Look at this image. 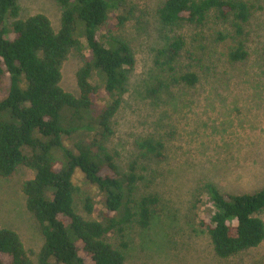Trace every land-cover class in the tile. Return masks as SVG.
Masks as SVG:
<instances>
[{"label":"trees","instance_id":"obj_1","mask_svg":"<svg viewBox=\"0 0 264 264\" xmlns=\"http://www.w3.org/2000/svg\"><path fill=\"white\" fill-rule=\"evenodd\" d=\"M18 1L0 0V79L8 78L0 99V177L9 178L20 167L33 171L22 192L43 243L33 262L18 234L0 223V264H125L128 230L147 229L161 203L156 184L168 141L164 134L153 133L135 140L138 153L126 165L107 145L135 57L125 40L98 32L110 12L124 7V0H55L61 9L58 31L43 14L21 19ZM211 15L229 25L226 34L219 31L215 37L224 43L226 60L245 61V26L252 16L248 1L165 0L157 10L165 27L201 26ZM128 18L117 16L119 24ZM82 39L89 57L76 72L75 96L60 86L61 70L70 52L83 47ZM185 46L184 36L178 35L158 51L162 71L172 73L180 91L194 88L201 79L196 70L178 67ZM94 72L100 84L92 83ZM167 88L160 77L147 91L154 97ZM100 93L108 99L96 112ZM64 136H77L71 148L63 144ZM77 171L102 195L101 219L77 212V197L87 214L96 210L94 200L80 195L73 183ZM143 181L152 191L140 192ZM198 191L210 204L202 223L218 257L229 258L262 243L264 222L258 214L264 209V187L252 194H234L205 182Z\"/></svg>","mask_w":264,"mask_h":264},{"label":"rangeland","instance_id":"obj_2","mask_svg":"<svg viewBox=\"0 0 264 264\" xmlns=\"http://www.w3.org/2000/svg\"><path fill=\"white\" fill-rule=\"evenodd\" d=\"M164 1L124 0V7L110 12L98 32L101 37L115 35L125 40L135 57L122 106L113 119L114 133L108 147L117 151L119 163L126 165L138 153L135 140L153 133L164 134L168 141L167 159L160 164L163 167L156 184L162 194L161 203L147 229L133 226L128 230L125 264H264V240L229 258L215 254L204 226L210 204L206 194L198 191L205 182L213 183L223 193L234 194H252L264 187V0H246L252 7L245 26L248 57L236 64L226 60L224 43L215 39L217 32H228V24L211 15L201 26L165 27L157 16ZM18 2L21 19L43 14L53 29L59 30L61 9L55 0ZM120 14L129 16L123 24L118 23ZM178 35L186 40L179 69L190 68L201 76L197 86L182 91L172 81V73L162 71L158 53L169 38ZM82 45L70 52L61 70L60 86L75 96L79 95L76 72L83 59L89 57L84 39ZM160 77L169 88L150 97L147 87ZM91 81L100 84L95 72ZM7 86L8 78L0 79V99ZM107 99L100 93L96 112ZM76 139L64 136L63 144L71 148ZM58 151L53 152L54 156ZM32 176V170L20 167L11 177H0V223L18 234L36 262L43 239L22 192L23 182ZM73 183L80 195L90 196L96 206L89 215L81 197H77V212L85 218L101 219L102 195L79 171ZM139 190L152 191L144 181ZM258 216L264 222V209ZM109 241L116 243L112 234Z\"/></svg>","mask_w":264,"mask_h":264}]
</instances>
